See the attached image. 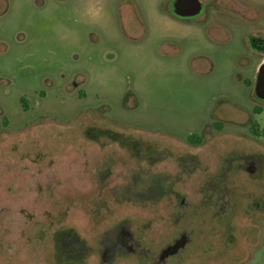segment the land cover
Masks as SVG:
<instances>
[{"label": "rangeland", "instance_id": "rangeland-1", "mask_svg": "<svg viewBox=\"0 0 264 264\" xmlns=\"http://www.w3.org/2000/svg\"><path fill=\"white\" fill-rule=\"evenodd\" d=\"M200 2V14L179 17L170 0H0V264H58L52 230L81 225L90 207L97 228L80 229L92 246L81 264H156L177 231L153 236L143 183L123 229L150 258L100 260L94 239L134 206L93 214L109 184L86 180L79 150L100 147L105 128L115 144L197 156L184 183L195 192L184 201L190 240L161 264H264V99L254 95L264 48L248 42L264 38V0Z\"/></svg>", "mask_w": 264, "mask_h": 264}, {"label": "flooded vegetation", "instance_id": "flooded-vegetation-1", "mask_svg": "<svg viewBox=\"0 0 264 264\" xmlns=\"http://www.w3.org/2000/svg\"><path fill=\"white\" fill-rule=\"evenodd\" d=\"M172 1L170 0L171 12ZM248 42L250 47L264 48V38L262 37L251 36L248 38ZM105 130L106 135L100 142V147H89V149L81 147L79 150L80 153L82 152V165L84 170H87L85 172L86 180L88 177L90 179L92 177V181H95V184L101 188L105 184H109L107 193L94 194L96 206L93 214L99 215L103 210L107 212L110 202L121 204L125 201L134 206L129 210L121 211V214H119L120 209L118 208L114 216L119 214L121 217L116 223L110 224L112 227H106L109 219L101 217L100 223L103 224L98 223V226H105V229L102 227V234L94 239L97 245H101L100 260L114 259L121 253L134 255L137 258L141 253L143 256L140 258L145 260L150 258L148 251L140 247L141 241L135 238L133 233L123 229L125 222L138 217V201L142 193L140 184L143 183L148 200V226H152L153 236L157 237V233L164 229L166 232L172 229L177 231V236L167 241L158 254L152 258L154 263L161 264L172 255L179 253L190 240L187 232L191 231L187 225V206L184 201L187 194L195 197L193 194L195 192L185 189L184 183L185 178L197 169L199 162L197 156L194 153H189L187 147H176L172 144L169 147H137L130 144L129 140L126 142L123 139H121V143L115 144L113 137L116 136L108 128ZM195 142H200V137ZM190 163L192 166L188 167ZM90 164L91 166H89ZM205 182L208 184L206 189H210L208 195H216L212 182L206 180ZM91 196L90 193L85 196V199L91 200ZM88 209H83L84 212L81 216L84 223L81 225L66 228L57 227L52 230L49 242L51 244L48 246L51 249V257L58 264H71L70 261L81 264L89 257L92 246L86 238L82 237L80 229L90 232L92 227L97 228V224L90 222L91 217ZM177 242H182L180 248L173 254L164 255V249Z\"/></svg>", "mask_w": 264, "mask_h": 264}, {"label": "water", "instance_id": "water-1", "mask_svg": "<svg viewBox=\"0 0 264 264\" xmlns=\"http://www.w3.org/2000/svg\"><path fill=\"white\" fill-rule=\"evenodd\" d=\"M202 9V3L200 0H173L172 1V12L179 17H189L195 16L200 13ZM254 95L258 99H264V62L258 67V72L256 75L255 85H254ZM182 242H177L171 246L164 249V255H169L175 253Z\"/></svg>", "mask_w": 264, "mask_h": 264}, {"label": "trees", "instance_id": "trees-1", "mask_svg": "<svg viewBox=\"0 0 264 264\" xmlns=\"http://www.w3.org/2000/svg\"><path fill=\"white\" fill-rule=\"evenodd\" d=\"M255 126V125H254ZM254 129V128H253ZM254 131V130H253ZM188 139L189 140H191V141H196V140H198V137H195L194 135H190L189 137H188Z\"/></svg>", "mask_w": 264, "mask_h": 264}]
</instances>
